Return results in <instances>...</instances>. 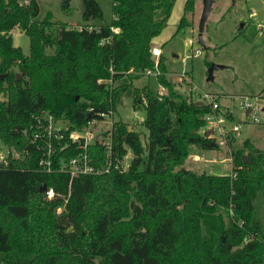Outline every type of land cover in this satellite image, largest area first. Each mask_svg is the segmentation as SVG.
Here are the masks:
<instances>
[{
    "label": "trees",
    "instance_id": "obj_1",
    "mask_svg": "<svg viewBox=\"0 0 264 264\" xmlns=\"http://www.w3.org/2000/svg\"><path fill=\"white\" fill-rule=\"evenodd\" d=\"M175 1L111 0L110 23L91 25L102 11L83 0L85 23L70 26L41 18L37 0H0V142L16 153L0 163V264H264V149L245 140L231 153L229 175L180 169L190 147L218 146L201 132L210 106L175 90L162 54L155 69L151 41ZM195 1L185 0L177 31L191 26ZM13 29L28 37L27 55L13 45ZM123 98L144 109L145 144L114 119ZM109 112L119 169L60 172V158L83 152L68 133ZM44 114L65 122L63 140L47 138ZM128 149L133 161L123 170ZM87 150L102 167V143ZM43 185L53 198L40 193Z\"/></svg>",
    "mask_w": 264,
    "mask_h": 264
},
{
    "label": "rangeland",
    "instance_id": "obj_2",
    "mask_svg": "<svg viewBox=\"0 0 264 264\" xmlns=\"http://www.w3.org/2000/svg\"><path fill=\"white\" fill-rule=\"evenodd\" d=\"M26 0H21L23 3ZM41 18L48 15L56 24L76 26L84 24L82 19L83 0H69L68 8L62 7V0H37ZM103 19L90 24H108L111 21V0H96ZM185 0H176L171 16L162 32L151 41L158 46L166 58L167 76L175 90L191 100L199 102L204 94L216 97L219 110L229 112L232 119L224 123L226 130L240 127L238 133H230L224 146L213 150L189 148V155L180 169L197 175L224 176L231 173V153L243 149V142L250 141L254 146L264 149V0H212L211 11L203 31L199 32L202 13V0H196L189 18L191 26L177 31ZM13 45L23 54L29 53V39L19 29L11 31ZM198 51V53H197ZM153 57V56H152ZM156 61V57H153ZM211 65L220 66L212 71ZM185 73L190 84L180 80ZM147 81L145 78L136 84ZM189 88H193L189 92ZM158 90L165 93V88ZM205 101V100H204ZM248 111V115L246 112ZM136 112V115H134ZM144 109H135L130 98H123L116 107L114 119H121L128 127L141 136L145 144L147 130L143 125ZM61 127L64 121H59ZM242 128H245L243 131ZM92 133L100 130L99 125ZM204 132V128L201 129ZM217 138V135H214ZM6 146L0 142V163L6 159ZM16 156L14 151H11ZM133 161L128 149L122 160L123 170ZM142 165L140 166V169ZM62 207L57 208V213Z\"/></svg>",
    "mask_w": 264,
    "mask_h": 264
},
{
    "label": "built area",
    "instance_id": "obj_3",
    "mask_svg": "<svg viewBox=\"0 0 264 264\" xmlns=\"http://www.w3.org/2000/svg\"><path fill=\"white\" fill-rule=\"evenodd\" d=\"M28 0L24 1L23 3L26 4ZM112 31H117L113 27L110 28ZM198 53V51H197ZM151 54L153 57L158 58L161 54V51L158 47H153L151 49ZM157 61V59H156ZM155 61V69H156V62ZM158 72H154L152 70L145 71V75H157ZM180 80L185 81L186 84H190V81L188 77L185 75V73H182L180 75ZM110 81V80H109ZM193 88H189V92H192ZM159 95H162L159 91ZM205 100V101H204ZM205 105L210 106V112L205 114L204 121V132L203 134L206 135V132L209 131V134L206 135L207 138L213 139L215 143L218 146H224L226 142V138L230 133H238L240 131V127L233 126L231 130H226L224 127V123L227 120L224 116L225 112H222L219 110V105L217 104L216 97L210 94H204L202 96L201 101H199ZM197 103V102H196ZM134 115H136V112H134ZM102 120L101 121H91L88 122V125L86 129L83 131H72L68 133V141L71 143H82V150L83 152L75 157H71L69 159L60 158L59 159V171L65 172L70 175V177H78V176H84V175H100L104 173H108L111 168L113 169H119V165L112 162V153H111V130H112V122H113V113L109 112L108 114H102ZM59 121H55L53 117L50 115L44 114L42 116V121H39L38 123L44 124L41 125L43 130L46 133V136L48 139L51 137L55 139L56 141L63 140L64 138V129H66L65 126L61 127L59 124ZM100 130L92 133L87 128L93 130L95 127H98ZM217 135V138L214 136ZM95 141V138L98 137ZM92 142H101L105 149V157H104V164L102 167H97L96 164H94V160L89 156L88 154V146ZM50 150H51V143L48 140V150L46 153L47 157H50ZM3 161V160H2ZM40 164H43V161L40 162ZM46 172H51L52 169L50 168V161L47 160L46 162V168L43 169ZM53 189L49 188L46 189V192L44 195L47 199H51L54 196Z\"/></svg>",
    "mask_w": 264,
    "mask_h": 264
},
{
    "label": "water",
    "instance_id": "obj_4",
    "mask_svg": "<svg viewBox=\"0 0 264 264\" xmlns=\"http://www.w3.org/2000/svg\"><path fill=\"white\" fill-rule=\"evenodd\" d=\"M202 4H203V6H202V13H201L200 21H199V32H200V33L203 31V29H204V25H205V22H206V20H207V17H208V15H209L210 11H211L212 0H202ZM216 68H220V66H217V65H211V66L209 67V69H208L209 77L211 76L212 71H213L214 69H216ZM196 104H197V105H202L201 102H197ZM246 114L248 115V111L246 112ZM242 130L244 131L245 128H242ZM208 134H209V131L206 132V135H208ZM97 138H99V136L95 138V141L97 140ZM214 145H215V144H213V146H214ZM243 161H244V163H246V164L251 163V159H248V158L245 157V156L243 157ZM39 191H40V193L44 194V193L46 192V186H45V185L41 186V188H40Z\"/></svg>",
    "mask_w": 264,
    "mask_h": 264
},
{
    "label": "crops",
    "instance_id": "obj_5",
    "mask_svg": "<svg viewBox=\"0 0 264 264\" xmlns=\"http://www.w3.org/2000/svg\"><path fill=\"white\" fill-rule=\"evenodd\" d=\"M155 47H158V46H155ZM159 48V47H158ZM264 136V135H263Z\"/></svg>",
    "mask_w": 264,
    "mask_h": 264
}]
</instances>
